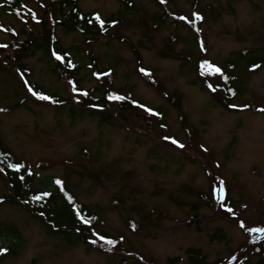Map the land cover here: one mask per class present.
<instances>
[{
	"label": "rangeland",
	"instance_id": "1",
	"mask_svg": "<svg viewBox=\"0 0 264 264\" xmlns=\"http://www.w3.org/2000/svg\"><path fill=\"white\" fill-rule=\"evenodd\" d=\"M48 1L28 6L41 14ZM79 7L122 19L114 37L95 43L56 31L64 48H78L83 63L89 51L98 69L111 71L106 78L86 66L81 72L82 89L105 98L109 124L79 112L72 119L67 107L26 90L3 62L4 45L20 29L3 15L11 34L0 29V134L33 165L37 187L48 190L56 178L96 215L92 243L67 245L21 205L4 200L0 264H168L174 258L186 264L188 248L200 249L208 263L237 264L264 242V65L248 72L238 59L242 51L264 57V0H81ZM162 15L164 23L155 25ZM167 46L173 57L162 56ZM227 59L236 61L239 92L224 101L222 93L213 96L220 72L206 69L198 82L191 61L221 71ZM24 64L30 83L82 107L81 94L72 96L40 53ZM117 95L136 102L125 119L113 110L117 101L107 100ZM7 187L0 174V198L11 199Z\"/></svg>",
	"mask_w": 264,
	"mask_h": 264
},
{
	"label": "trees",
	"instance_id": "2",
	"mask_svg": "<svg viewBox=\"0 0 264 264\" xmlns=\"http://www.w3.org/2000/svg\"><path fill=\"white\" fill-rule=\"evenodd\" d=\"M29 1L0 0V29L6 34H11L7 32L11 30L2 23L3 15L14 18L20 24V29L16 32L17 35L11 34L13 39L4 45L3 62L10 69L21 75L22 83L23 86L25 85L26 90L29 88L32 95L37 93L41 96H47L49 98L47 100L56 101L58 108L67 107L70 118L74 119L76 112H79L81 114L86 113L89 116H98L102 122L108 123L112 116L103 113L108 107L105 98L93 94H98L97 89L88 91L82 89L81 81L83 78L81 72L83 67L86 66L90 69L91 74L106 78L107 76L110 77L111 71L98 69V61L91 56L89 51H87L89 63L88 65L83 63L78 48H64L56 36V31L60 29L63 34L76 33L82 36L85 41L95 43L101 38L114 37L115 35L112 32L119 27L122 19L116 15L102 17L96 12H84L79 7L81 0H49L42 13L38 14L34 10L29 9ZM156 1L158 4L160 3V1ZM165 19L166 15L156 16L154 23L160 26ZM180 21L185 22L187 25L190 24L188 20L185 21L182 18ZM191 25L190 28L192 29ZM16 37H21V39L17 40L15 39ZM173 38L170 37L171 42H175L176 39ZM197 40L200 41L199 38H196V42ZM200 42L204 45L203 41ZM38 53L51 65V71L59 81L64 83L72 96L75 97L77 93L81 94V108L75 109L67 101L61 100L56 94L49 95L42 87L33 85L28 81L24 60ZM254 53V51L238 53V59L245 63L248 72H254L264 65V57L256 56ZM161 54L164 58L174 56L170 46H167V49L162 51ZM57 57H60V59H57ZM191 62L197 68V75L200 80L198 82H201L204 77L208 76V73L204 69L205 74H202L200 60ZM225 62L227 68L221 69L218 80L213 85V96L217 98L216 96L222 93L225 98L223 100L228 101L239 92V88L238 78L234 72L236 61L227 59ZM207 63L209 62L207 61ZM196 83L197 81L194 84ZM107 100L113 101L109 97ZM116 101L118 106L113 108V110L122 119L126 118L124 112L127 110L131 111L136 104L130 95L127 98ZM220 101L225 105L224 108H231L229 103H225L222 99ZM234 110L237 111L238 109ZM0 174L7 183V189L11 195V199L9 198L10 196H4L0 198V202L10 200L11 204L21 205L32 218L41 223L49 235L61 238L67 245L76 246L82 244L89 247L96 229L95 224L98 222L96 215L89 210L88 206L79 203L63 183L57 184L56 181L58 180L56 178H52V181L45 185L49 187L48 190L37 187L33 165L24 159L18 158L5 145L1 134ZM36 197H39V199H36ZM77 213L86 219L88 223H82ZM197 216V209H194L192 220L195 223L197 222ZM133 225L134 223L128 221V227ZM12 233L16 234L12 230L8 234L15 236ZM100 234L104 235V237L106 236L105 234ZM211 238L214 239V236H211ZM185 254L187 256L186 264H217V262L208 263L200 249L188 248L185 250ZM254 258H257L255 262H253ZM178 262L179 260L174 258L168 260L167 263L178 264ZM237 264H264V242L248 255H245Z\"/></svg>",
	"mask_w": 264,
	"mask_h": 264
},
{
	"label": "snow or ice",
	"instance_id": "3",
	"mask_svg": "<svg viewBox=\"0 0 264 264\" xmlns=\"http://www.w3.org/2000/svg\"><path fill=\"white\" fill-rule=\"evenodd\" d=\"M160 2H161V3H164L165 0H160ZM97 19H99V17H97ZM182 19H183V18H182ZM196 19H200V17L197 15V16H196ZM57 59H60V57H57ZM201 69H202V74H205L204 71H203L204 69H208V70H209L210 72H212V73H219V72H220V69H219V68H214V67H212L210 64H208L207 62H205V63H203V64L201 65ZM141 71H143V70H141ZM29 90L31 91V89H29ZM33 95L37 96L38 99H42V100H47V99H49L47 96H41V95H38L37 93H33ZM109 99L120 100V99H123V97H119V96H109ZM145 111H148L150 115H155V113L152 112V110H150V109H145ZM165 139H168V138L165 137ZM172 143H173V144H176L178 147H183V145L179 144V143H178L177 141H175V140H172ZM17 170H18V169H17ZM56 183L59 184L60 181H56ZM36 199H39V197H36ZM226 211L231 212L232 210H231L230 208H228V209H226ZM77 216H78V218L81 219V222H82V223H84V224H87V223H88V221H87L86 219H84L83 217H81L79 213H77ZM241 227H244L243 223H241ZM253 231H257V229H253ZM259 231H264V229H260ZM101 239H103V238L101 237ZM106 243L111 244V243H113V242H112L111 240H107Z\"/></svg>",
	"mask_w": 264,
	"mask_h": 264
}]
</instances>
